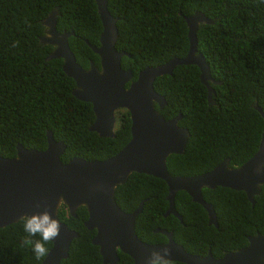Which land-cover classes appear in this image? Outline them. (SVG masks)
<instances>
[{"label": "trees", "instance_id": "trees-1", "mask_svg": "<svg viewBox=\"0 0 264 264\" xmlns=\"http://www.w3.org/2000/svg\"><path fill=\"white\" fill-rule=\"evenodd\" d=\"M106 9L116 19L115 49L128 54L120 58V68L129 69L132 80L144 67L185 55L184 17L200 12L214 19L213 24H199L195 32L196 51L204 57L210 77L220 82L210 85V101L195 65H177L170 75L158 76L152 83L165 100L159 113L165 120L180 114L177 125L189 133L182 153L166 157V171L172 176H194L208 172L224 158L228 167L247 160L256 150L262 129L252 104L264 111V0H106ZM52 10L55 30L72 32L67 43L75 61L83 69L89 61L98 65L86 44L97 46L101 31L93 0H0V156L14 157L16 145L44 150L48 130L65 146L59 157L63 163L72 157L102 161L129 140L128 112L115 110L111 138L88 131L94 119L91 105L71 94L74 82L62 71V61L45 60L51 47L37 41L41 21ZM200 194L214 209L215 228L207 225L204 209L183 191L174 195L181 220L171 214L163 217L168 205L165 183L143 173H130L115 187L113 199L123 212L142 202L134 221L139 240L165 242L164 236L153 232L163 228L194 255L210 250L218 258L245 246L247 236L264 234V185L252 206L242 191L226 187L202 188ZM57 217L77 233L59 264H102L90 241L95 232L83 225L85 208L78 207L72 217L60 206ZM25 236L21 219L0 228V264L41 262L43 258L37 259L24 246ZM116 253V264H132L126 254Z\"/></svg>", "mask_w": 264, "mask_h": 264}, {"label": "water", "instance_id": "water-1", "mask_svg": "<svg viewBox=\"0 0 264 264\" xmlns=\"http://www.w3.org/2000/svg\"><path fill=\"white\" fill-rule=\"evenodd\" d=\"M93 1L101 31L97 46L86 44L97 56V66L89 61L87 68L83 69L75 61L67 43L72 32L55 30L53 10L41 21L43 30L37 41L51 47L45 60L57 58L62 61V71L74 82L71 94L91 105L94 119L88 131L95 132L99 137H113L114 111L122 109L129 116V140L115 155L102 161L72 157L65 163L59 158L64 144L55 141L48 130L45 132L46 146L42 151L16 145L14 157L0 156V228L17 222L24 214L45 208L58 219L60 206H64L66 213L72 217H75L78 207H84L87 217L83 225L95 232L90 241L97 247L102 264H116L117 251L126 254L132 264H141L142 258L153 247L163 243L172 247L173 261L183 264H264V234L260 233L247 236L245 246L226 252L219 258L212 257L210 253L203 256L187 253L173 241L171 232L163 228L153 230L165 237L163 243L148 244L136 237L134 221L141 211L142 202L131 212H123L113 199L115 187L122 185L132 172L143 173L165 183L168 205L163 217L171 214L181 220L174 209V195L183 191L204 209L207 224L216 227L213 207L204 202L200 194L202 188L212 189L215 186L242 191L252 206L253 197L264 185V169L257 171L264 160V111L256 103L252 104L262 120V129L255 152L239 166L228 167V158H224L203 174L170 175L166 171V157L182 153L189 133L177 125L180 114L165 120L159 113L165 106V100L153 90L152 83L158 76L170 75L177 65H195L199 71L198 80L205 87L209 101L213 93L210 84L218 85L220 82L210 77L204 57L196 52L195 32L200 23L213 24L214 19L206 18L200 12L184 17L188 42L185 55L144 67L132 80L131 71L120 68V58L128 54L115 49L116 19L108 13L106 0ZM58 221L60 235L50 243L49 255L43 257L39 264H59L67 257L71 240L77 237L76 232Z\"/></svg>", "mask_w": 264, "mask_h": 264}, {"label": "clouds", "instance_id": "clouds-1", "mask_svg": "<svg viewBox=\"0 0 264 264\" xmlns=\"http://www.w3.org/2000/svg\"><path fill=\"white\" fill-rule=\"evenodd\" d=\"M261 169H264V160L260 162V167L257 169V171H260ZM36 207L39 208L40 205L37 204ZM20 219L22 222L23 230L26 233V236L23 240L24 246L31 248L32 252L34 253L37 259H41L49 255L50 249L48 245L51 242L55 241V239L60 235V222L58 221V219L53 217V215L50 211L47 210V208H45L43 211H34L31 214H24ZM206 253H210L211 255L210 250H207ZM141 264H173L172 247L168 243H163L159 246L153 247L152 250L145 257L142 258Z\"/></svg>", "mask_w": 264, "mask_h": 264}, {"label": "flooded vegetation", "instance_id": "flooded-vegetation-1", "mask_svg": "<svg viewBox=\"0 0 264 264\" xmlns=\"http://www.w3.org/2000/svg\"><path fill=\"white\" fill-rule=\"evenodd\" d=\"M127 86V84H125V87ZM115 112V111H114Z\"/></svg>", "mask_w": 264, "mask_h": 264}]
</instances>
